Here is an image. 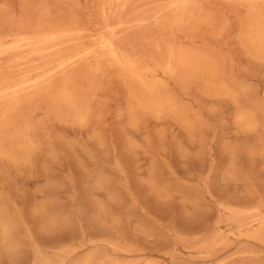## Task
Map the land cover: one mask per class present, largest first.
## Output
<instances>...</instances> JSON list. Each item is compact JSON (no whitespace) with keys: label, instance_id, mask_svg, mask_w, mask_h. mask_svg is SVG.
Listing matches in <instances>:
<instances>
[{"label":"rangeland","instance_id":"1","mask_svg":"<svg viewBox=\"0 0 264 264\" xmlns=\"http://www.w3.org/2000/svg\"><path fill=\"white\" fill-rule=\"evenodd\" d=\"M0 264H264V0H0Z\"/></svg>","mask_w":264,"mask_h":264},{"label":"bare ground","instance_id":"2","mask_svg":"<svg viewBox=\"0 0 264 264\" xmlns=\"http://www.w3.org/2000/svg\"><path fill=\"white\" fill-rule=\"evenodd\" d=\"M103 43H105V42H103ZM105 46H106V48L111 52V53H113L114 51L112 50V44L111 43H109V42H107L106 44H105ZM102 47H104V46H102ZM20 86V85H19ZM5 100V99H4Z\"/></svg>","mask_w":264,"mask_h":264}]
</instances>
